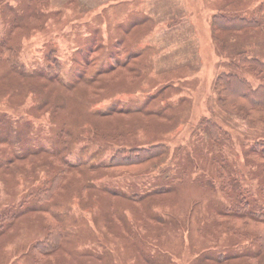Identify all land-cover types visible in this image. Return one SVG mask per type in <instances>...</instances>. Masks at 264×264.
Here are the masks:
<instances>
[{"label": "rangeland", "instance_id": "1", "mask_svg": "<svg viewBox=\"0 0 264 264\" xmlns=\"http://www.w3.org/2000/svg\"><path fill=\"white\" fill-rule=\"evenodd\" d=\"M7 1L11 6H17L19 2ZM44 1L48 11L45 15L34 16L15 10L18 18L23 16L22 21L17 19L10 29L19 38V41H14L15 60L31 65L33 60L43 57L46 46H53L52 49L66 62L67 57L71 59L72 64L64 71L70 81L76 82V87L68 91V95L74 106L69 116L73 118L76 114L78 118L77 132L89 131L90 128L85 125L94 123L98 131L106 135L105 132L111 134L114 126L121 124L126 128L122 130V145L165 142L170 154H173L162 164L160 172L120 175L114 182L125 179L121 184L127 187L142 183L139 188L144 190L147 182H151L157 173H160V181L165 183L168 182L162 177L165 171L172 176L170 183L180 180L182 171L188 174L186 179L175 183L176 192L171 195L172 200L166 202L167 195L159 198L165 204L162 205L165 207L161 212L164 216L161 215L162 223L158 231L150 229L147 232L145 227L144 230L141 228L142 231L135 235L139 236L136 246H133L127 229L119 223L114 222L107 229L98 219L94 221L93 215H99L106 205L96 201L97 205L83 209L80 200L84 198L83 187L75 184L77 187L70 190L73 192L62 206L70 226L75 223L74 228L79 231L78 258L87 263L88 258L93 257L95 264H102L98 252L106 249L110 251V264H145L144 259L151 261L150 264L152 260L154 264H223L222 259L227 260L224 264H248L250 254L246 253L249 252L237 255L226 250L234 234L222 233L216 240L210 241L206 233L207 228L212 229L214 219L208 216L212 215L213 204L220 201V194L216 185L210 186L209 182L202 181L206 178L212 182L210 171L214 169L210 163L212 155L208 142L198 122L203 116H208L229 128L232 140L225 155L241 169L245 177L243 180L252 188L255 183H261V168L245 160L244 153L247 143L264 137V120H247L240 113L224 111L212 90V83L220 71H229V58L237 51L245 50L253 57L264 59V0ZM32 6L37 11L43 9ZM218 11L246 14L258 22L222 35L225 46L219 47L210 36L212 17ZM5 22L0 13V35L5 32ZM101 38L103 43L97 40ZM90 40L94 41L86 52L85 46ZM124 46L128 53L123 51ZM74 50L77 51L71 55ZM116 62L119 63L112 66ZM42 63L44 66L47 64L45 61ZM123 63L134 65L135 69L130 72L120 66ZM1 69L2 65L0 73ZM242 73L252 85L260 80L247 69ZM11 76H18L17 81L22 78L14 71L4 75L5 78L0 76V111L9 110L30 119L34 125L41 122L47 126L50 120L43 109L37 110L35 116L30 114L35 103L31 93L19 99L17 91L10 92L15 86ZM119 99L129 103L120 106ZM99 108L104 116L94 115V110ZM62 112L67 113V110ZM97 142L89 144V150L99 151L102 157L109 156L110 148H104L102 139ZM81 144L87 145L83 140L78 146ZM73 152L77 156V152ZM86 159L84 162H88ZM33 160L32 156L27 158L26 161L31 163L29 166L23 165L22 160L15 161L27 176L21 178V175L16 180L0 179V211L10 202L21 201V193L38 182L29 183L32 176L29 174L28 177V169ZM42 218V214L33 211L19 215L16 223L0 233V264L27 263L26 251L34 238L41 234V230L35 231V223ZM131 224L133 228L141 225L137 219H131ZM215 241L214 246L223 256L220 260L214 259L210 252ZM242 242L249 246L248 251H254L250 241ZM139 247L148 255L142 254ZM91 252L96 254L92 256ZM262 252H254L258 264H264ZM78 258L70 256L67 262L79 264ZM28 261L31 263L30 259ZM58 262L64 263L63 260ZM252 263L255 264V260Z\"/></svg>", "mask_w": 264, "mask_h": 264}, {"label": "trees", "instance_id": "2", "mask_svg": "<svg viewBox=\"0 0 264 264\" xmlns=\"http://www.w3.org/2000/svg\"><path fill=\"white\" fill-rule=\"evenodd\" d=\"M1 1L0 13L6 21V27L5 32L0 35V65L3 66L0 76L3 77L13 71L18 73L23 79L17 81L18 76H11L14 78L15 86L10 92L17 91L19 97H16L19 99L25 98L26 93L27 95L31 93L30 96H33L35 103L32 105L30 114L35 116L37 110L43 109L44 113H48L50 122L47 126L41 122L34 125L30 119L18 116L12 111H0V179L16 180L21 175V178L27 176L24 169L21 171L22 167L16 166L15 161L22 160L23 165L29 166L31 163L26 160L32 156L34 160L28 169V177H30L29 174L32 176L29 183L38 181L21 193V201L10 202L0 211V233L5 232L10 224L13 225L19 215L33 211L43 215L42 220L35 223V231L41 230V234L30 243L26 252L31 263L25 255L26 264H59V260H63V264H68L67 260L70 256L78 258L77 249L81 242V238L78 237L79 231L74 228L75 223L72 226L68 223L66 210L62 205L67 196L73 192L70 190L77 187L75 184H79L83 187L82 193H84L82 194L84 198H80L83 209L93 204L97 205L96 201L106 205L105 210L101 209L99 215H93L94 221L97 222L96 219H98L107 229L112 226V223H119L127 229L133 239V246H136L139 236L135 235L142 231L141 228L144 230L143 227H145L147 232L150 229L158 231L162 223L161 212L165 208L162 205L165 204L159 198L167 195L166 202L172 200L171 195L176 192L175 183L186 179L188 174L182 171L180 180L170 183L172 176L165 171L162 175L163 179L168 180L165 183L160 181V173H157L151 182H147L144 190L139 188L142 187V183L127 187L121 184L125 179L114 182L120 175H147L152 171L160 172L162 164L166 163L169 157H173L168 145L165 142L122 145V130L125 131L126 128L121 124L115 125V130L111 134L105 132L106 135L99 132L94 123L85 125L90 128L89 131L77 132L78 118L75 117L76 114L73 118L69 116L74 106L68 95V91H73L76 87V82L70 81L64 71L65 67L72 64L71 59L67 57V63L65 59L57 55L56 50L52 49L53 46H46L43 57L33 60V64L28 66L16 61L14 57L16 52L14 41H19V38L17 34L14 36L10 29L17 19L19 21L23 19V16L19 18L16 16L15 10L22 14L45 15L48 13L45 10L46 2L19 0L17 6H11L7 0ZM32 4L43 9L37 11ZM7 12L8 17H6ZM50 12L52 13L51 10ZM257 22V19L250 18L246 14L218 11L212 17L211 39L219 47H224L222 35L243 30ZM119 39L120 37L117 41ZM94 40L87 43L86 52L90 50ZM97 40L103 43L102 38ZM118 48L121 49V47ZM76 51L74 50L71 55ZM123 51L128 53L126 46ZM44 61L47 63L45 66L42 65ZM118 63H113L112 66ZM228 65L229 71H220L212 83V90L216 94L219 105L224 111L240 113L247 120H264V59L253 57L248 51L240 50L229 58ZM120 66L130 72L135 69L134 65L130 66L127 63ZM244 69L260 78L256 85H252L251 80L242 73ZM118 102L123 106L129 103L120 99ZM115 107L118 108V106ZM65 109L67 113L62 112ZM103 114L100 108L94 110L95 116H104ZM198 126L208 142L212 155L210 163L214 169L210 171L212 182L206 178L202 181L209 182L210 186L216 185L220 194V197L218 196L220 201L213 204L212 215L208 216L214 219L212 229L207 228L206 233L210 241L216 240L222 233L234 234L232 241L226 245V250L237 255L249 252L246 253L250 254L248 264H254L253 260L255 264H258L255 255L261 251L264 253V137H258L247 143L244 153V159L256 168L260 167L263 172L261 183H255L252 188L243 180L245 177L241 169L225 155L232 140L230 129L208 116H203ZM98 139H102L101 144L105 145L104 148H110L109 156L102 157L99 151L89 150V144L98 143ZM80 140L86 141L87 145L78 146ZM101 144L97 146H103ZM74 150L77 156L73 155ZM84 153L87 154L84 156ZM85 157L88 158L86 159L88 162H84ZM3 170H5L4 173ZM151 185L154 186L151 187ZM131 219L134 221L137 219L141 225L133 228ZM242 240L250 241L254 251H248L249 246L243 245ZM212 244L210 252L214 259L220 260L223 256L217 251L218 247L214 246L216 241ZM140 251L148 255L141 248ZM255 251L258 253L254 255ZM109 252L106 249L98 252L101 254L102 264H110ZM95 254L96 252H91L92 256ZM84 261L78 258L79 264H95L93 257H89L87 263ZM226 261L221 260L223 264ZM143 262L150 264L151 261L144 259ZM69 264H73V261ZM152 264H154L153 260Z\"/></svg>", "mask_w": 264, "mask_h": 264}, {"label": "crops", "instance_id": "3", "mask_svg": "<svg viewBox=\"0 0 264 264\" xmlns=\"http://www.w3.org/2000/svg\"><path fill=\"white\" fill-rule=\"evenodd\" d=\"M211 36V35H210Z\"/></svg>", "mask_w": 264, "mask_h": 264}]
</instances>
